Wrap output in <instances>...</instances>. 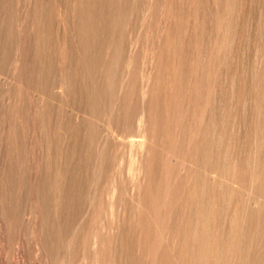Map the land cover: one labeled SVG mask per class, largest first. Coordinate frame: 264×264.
<instances>
[{
    "label": "bare ground",
    "instance_id": "6f19581e",
    "mask_svg": "<svg viewBox=\"0 0 264 264\" xmlns=\"http://www.w3.org/2000/svg\"><path fill=\"white\" fill-rule=\"evenodd\" d=\"M10 1L0 211L34 264H264V0Z\"/></svg>",
    "mask_w": 264,
    "mask_h": 264
},
{
    "label": "rangeland",
    "instance_id": "374dc122",
    "mask_svg": "<svg viewBox=\"0 0 264 264\" xmlns=\"http://www.w3.org/2000/svg\"><path fill=\"white\" fill-rule=\"evenodd\" d=\"M14 1H15L14 2L15 4L18 2V0H14ZM19 1L22 3L24 0H19ZM42 2H44V5H43L44 7L49 8V6L52 5L53 0H43ZM12 4L13 3L11 2L10 9H11L12 6L13 7L15 6V5H12ZM45 5H47V6H45ZM255 6H256L255 9H258V10L260 9V5H258V8H257V5H255ZM17 7L18 6H15V8H16L15 11H14L15 8L12 9V12H13L12 19L15 18V15H16V17H19L18 16L19 11H17L19 9V7L18 8ZM14 12H16V13H14ZM3 14L4 13H2L1 16H4ZM5 69L8 70V67H5ZM5 69H4V73H3V71H1V73L3 75L0 74V78H1V76H4L5 77V78L2 77L1 78L2 80L0 79V81H3V83L0 82L1 84H3L2 86H0V118L3 115H4L3 117H8L9 114H11V111L14 108V107L11 108V105H12V103H14L13 101L15 99V92H14V89L15 88H14V86L12 87L11 85H8V84L5 85V83H6L5 79L7 78L5 74H7V72H8V71L6 72ZM20 101L22 102L20 104L26 103V101H25L24 98H23V101H25L24 103H23L22 100H20ZM25 105L26 104L22 105L23 106L24 113L26 112V110H25L26 106ZM22 106H21V108L19 107L20 108L19 110L21 112H23L22 111ZM10 108H11V111H10ZM0 124H1V122H0ZM0 131H1V134H2V130H0ZM20 192H19L20 194L17 193V194H19V196L17 195L18 196V201L21 202V208H24L26 202L24 201L25 203H23L22 200H24V198H22V197H24V194L25 193L23 192V189ZM20 195H21V198H20L21 201L19 200ZM1 211H2V209H1ZM1 211H0V218H1L0 219V247H1L0 248V260H1L0 261V264H9L13 260H16V259H20L23 262V264H34L37 261V259H36L35 252H33V251H35V248H34L35 245L33 246V244H34L35 241H34V236H33L34 234L31 231L32 229L30 228L31 227L30 224L29 223L27 224V223H25L23 221L25 224L24 223L23 224L21 223L22 225H20V227H19L20 232H19V230H17L18 233L15 234L16 237H13L11 235V233H10L11 232L10 229L12 228V225H9V224H12L11 223V220H9L10 217H8V215L6 214L7 216L5 215L6 216V218H5V216H3L5 214V212H3V211L1 212ZM1 213H4V214H1ZM7 217H8V219H7ZM7 220H9V221H7ZM5 221H7V222H5ZM27 225H29V227ZM25 226H27L30 230L29 229H26L27 227H25ZM21 227H22V229H21ZM20 233H21V236H20Z\"/></svg>",
    "mask_w": 264,
    "mask_h": 264
}]
</instances>
